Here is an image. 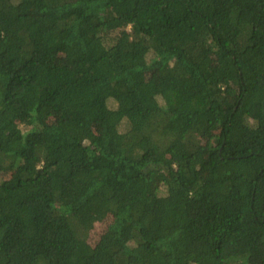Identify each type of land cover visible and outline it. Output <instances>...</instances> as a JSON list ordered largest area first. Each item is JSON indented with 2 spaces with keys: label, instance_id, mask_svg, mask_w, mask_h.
<instances>
[{
  "label": "trees",
  "instance_id": "16d2710c",
  "mask_svg": "<svg viewBox=\"0 0 264 264\" xmlns=\"http://www.w3.org/2000/svg\"><path fill=\"white\" fill-rule=\"evenodd\" d=\"M0 264H264V0H0Z\"/></svg>",
  "mask_w": 264,
  "mask_h": 264
},
{
  "label": "rangeland",
  "instance_id": "374dc122",
  "mask_svg": "<svg viewBox=\"0 0 264 264\" xmlns=\"http://www.w3.org/2000/svg\"><path fill=\"white\" fill-rule=\"evenodd\" d=\"M110 218H108L106 221L97 223L92 231L91 234V239L90 241H96L98 239V236L100 235V233L103 231V229L105 228V226L107 225V223L109 222Z\"/></svg>",
  "mask_w": 264,
  "mask_h": 264
}]
</instances>
